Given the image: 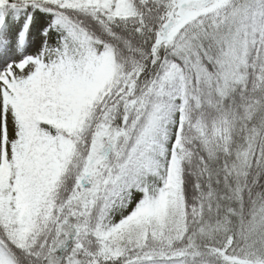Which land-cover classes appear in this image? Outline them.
Wrapping results in <instances>:
<instances>
[{
  "label": "snow or ice",
  "instance_id": "1",
  "mask_svg": "<svg viewBox=\"0 0 264 264\" xmlns=\"http://www.w3.org/2000/svg\"><path fill=\"white\" fill-rule=\"evenodd\" d=\"M0 264H264V0H0Z\"/></svg>",
  "mask_w": 264,
  "mask_h": 264
}]
</instances>
